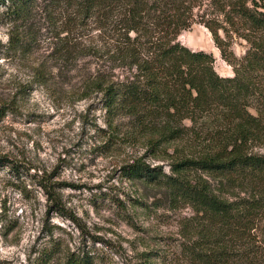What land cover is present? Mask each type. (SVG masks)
Segmentation results:
<instances>
[{
	"label": "trees",
	"instance_id": "1",
	"mask_svg": "<svg viewBox=\"0 0 264 264\" xmlns=\"http://www.w3.org/2000/svg\"><path fill=\"white\" fill-rule=\"evenodd\" d=\"M37 1L0 5L8 3L7 13L22 21ZM39 10L54 28L59 21L58 37L65 35L57 58L79 70L82 99L100 95L108 127L126 119L152 155L177 145L181 156L172 159L171 175L140 160L121 175L159 185L172 203L219 226L217 236L230 237L214 242L206 233L184 251L207 264H246L254 247L264 260V236L252 237L264 218V0H41ZM196 23L210 31L232 76L215 71L212 54L180 43L181 32ZM234 39L245 44L240 58ZM188 172L195 178H185ZM231 236L250 240L251 248L234 252ZM65 264L89 261L71 254Z\"/></svg>",
	"mask_w": 264,
	"mask_h": 264
},
{
	"label": "rangeland",
	"instance_id": "2",
	"mask_svg": "<svg viewBox=\"0 0 264 264\" xmlns=\"http://www.w3.org/2000/svg\"><path fill=\"white\" fill-rule=\"evenodd\" d=\"M40 1L22 21L7 13L8 3L0 5V264H65L71 254L89 264H207L186 246L206 233L214 242L230 237L217 236L219 226L172 203L159 185L121 175L136 160L171 175L177 145L152 155L126 119L108 127L100 95L82 99L79 70L58 60L65 34L58 37L59 21L54 28L43 20ZM178 40L212 54L215 71L232 76L203 25ZM231 49L240 58L245 44L234 39ZM199 175L216 188L217 181ZM254 235L264 236V218ZM232 238L234 252L252 246ZM248 253L246 264H264L254 247Z\"/></svg>",
	"mask_w": 264,
	"mask_h": 264
}]
</instances>
